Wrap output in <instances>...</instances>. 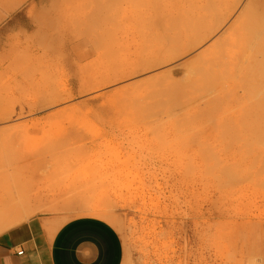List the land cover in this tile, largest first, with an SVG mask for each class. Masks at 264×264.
<instances>
[{
    "label": "rangeland",
    "instance_id": "rangeland-1",
    "mask_svg": "<svg viewBox=\"0 0 264 264\" xmlns=\"http://www.w3.org/2000/svg\"><path fill=\"white\" fill-rule=\"evenodd\" d=\"M209 1L27 0L6 17L0 204L22 202V224L42 218L50 237L75 218L108 220L124 264H264V22L253 13L230 31L250 0ZM62 3L89 34L28 39Z\"/></svg>",
    "mask_w": 264,
    "mask_h": 264
},
{
    "label": "crops",
    "instance_id": "crops-1",
    "mask_svg": "<svg viewBox=\"0 0 264 264\" xmlns=\"http://www.w3.org/2000/svg\"><path fill=\"white\" fill-rule=\"evenodd\" d=\"M47 223L33 219L0 236V264H124L121 236L107 221L75 218L52 237Z\"/></svg>",
    "mask_w": 264,
    "mask_h": 264
},
{
    "label": "bare ground",
    "instance_id": "bare-ground-1",
    "mask_svg": "<svg viewBox=\"0 0 264 264\" xmlns=\"http://www.w3.org/2000/svg\"><path fill=\"white\" fill-rule=\"evenodd\" d=\"M25 1H27V0H0V23L6 18V17H8L13 11H15L16 9H18V7L19 6H21V4L22 3H24ZM71 1V3H72V0H70ZM75 1V0H74ZM79 2L81 1V3H82V1H84L85 3H83V4H86L87 5V2L89 1V0H78ZM189 1V0H188ZM198 1V0H197ZM209 1V0H208ZM211 1V0H210ZM209 1V2H210ZM218 1V0H217ZM234 1V0H233ZM239 1V0H238ZM196 2V1H195ZM200 2V1H199ZM205 2V1H204ZM221 1H219V3H220ZM227 2V1H226ZM235 2H237V0L235 1ZM240 2V1H239ZM186 3H187V1H186ZM201 3H203V2H201ZM238 3V2H237ZM66 5L68 4V3H65ZM65 4H64V6H65ZM69 4H70V2H69ZM83 4H80L81 5V7L83 8V7H85L86 5H83ZM188 4H190V3H188ZM193 4V6L195 5V3H192ZM197 4V3H196ZM239 4V3H238ZM237 4V5H238ZM191 5V4H190ZM203 5V4H202ZM205 5V4H204ZM207 5V4H206ZM211 5V4H210ZM210 5H208V7L207 8H209L210 7ZM217 5H218V2H217ZM237 5H235V10H236V6ZM62 6H63V3H62V5H60V8L59 9H57L55 12H54V15H53V17H51V20H50V18L49 17H47V16H43L42 18H40L39 16H40V14H39V16L37 15L36 17H34V18H36V20L34 21V26L37 28V31L35 32V34L33 35V36H30V37H27L28 39H34V40H44V39H52L53 41H57L58 39H72L71 37H73V39L74 40H77L76 38H80L79 36H81V35H78L77 33L82 29L83 31H82V33H83V35H84V33H85V36H86V34L88 33V32H85V30L80 26L79 27V25H81V24H77L76 26L77 27H79L80 29H78V31L75 29V18L72 16V18H71V15L69 14V16H67V13H66V15H65V12H69V11H67L66 9V11L64 10V14H63V8H62ZM192 6V5H191ZM197 6V5H196ZM221 6V5H220ZM67 6H65L64 8H66ZM81 7H80V9H81ZM190 7V6H189ZM232 7H233V5H232ZM231 7V8H232ZM197 8V7H196ZM212 8V7H211ZM194 9H195V7H194ZM198 9V8H197ZM216 9V8H215ZM229 9V8H228ZM233 9V8H232ZM187 9H185V11H186ZM199 10V9H198ZM203 10V9H202ZM208 10V9H207ZM210 10V9H209ZM214 10V9H213ZM212 10V11H213ZM217 10H219V12H221L220 11V9H217ZM230 10V9H229ZM243 10H245V11H241L242 13L240 14V16H238L237 18H236V20H234L233 21V23H232V25H231V27L229 28V30L230 31H233V29H234V27L236 26V25H240V23H242L243 21V19L245 20H249V18L250 17H254V20H253V18H251L252 19V21L255 23L256 22V24H257V26H259V22L257 23V21L259 20V21H262V22H264L263 20L264 19H262V18H259V17H264V0H250V2L248 3V5L246 6V8L244 9L243 8ZM255 10H259L258 11V15H260L259 17L258 16H256L257 14H255ZM262 10V11H261ZM1 11H3L2 13H1ZM188 11V10H187ZM194 11V10H193ZM206 10H204V12H205ZM215 11V10H214ZM183 12V11H182ZM201 12V11H200ZM209 12V11H208ZM211 12V11H210ZM209 12V13H210ZM261 12H262V15H261ZM181 13V12H180ZM179 13V14H180ZM185 13V12H184ZM191 12H189V14H190ZM216 13H218V12H216ZM254 13V15H252ZM183 14V13H182ZM181 14V15H182ZM194 14H195V12H194ZM208 14V13H207ZM215 14V13H214ZM214 14H213V16H214ZM222 14V13H221ZM230 14V13H229ZM43 14H41V16H42ZM187 15V14H186ZM198 15V14H197ZM228 15V14H227ZM252 15V16H251ZM76 16H77V14H76ZM206 16V15H205ZM210 16V15H209ZM211 16H212V14H211ZM212 16V17H213ZM231 15H228V18L230 17ZM255 16L257 17L256 18V20H255ZM37 17H39V18H37ZM71 19H70V18ZM179 17H180V15H179ZM190 17V16H189ZM198 17H200V16H198ZM208 17V16H207ZM219 17H221V16H219ZM48 18V19H47ZM54 18H55V20H58L59 21V25H57V28L55 27L54 28V23H52L53 22V20H54ZM173 18V17H172ZM181 18H183V17H181ZM187 18V16L185 17V19ZM204 18V17H203ZM74 19V20H73ZM190 19V18H189ZM191 19H192V16H191ZM190 19V20H191ZM194 19V18H193ZM200 19H201V17H200ZM199 19V20H200ZM227 19V18H226ZM250 19V20H251ZM44 20H47V22H45L44 24H42V21H44ZM174 20V19H173ZM178 20V19H177ZM181 20V19H180ZM187 20V19H186ZM185 20V21H186ZM198 20V22H200ZM205 20V19H204ZM210 19H207V22L209 21ZM229 20V19H228ZM245 20V21H246ZM172 21V20H171ZM202 21H203V19H202ZM212 20H210V22H211ZM218 21V20H217ZM226 21V20H225ZM77 22V21H76ZM175 22H176V19H175ZM177 22H179V21H177ZM192 22H193V20H192ZM213 22V21H212ZM223 22V21H222ZM71 23H73L74 25L72 26V25H70L69 26V24H71ZM202 23V22H201ZM205 23H206V20H205ZM204 23V24H205ZM214 23H216L215 21H214ZM214 23H213V25H214ZM246 23V22H245ZM179 24V23H178ZM200 24V23H199ZM203 24V23H202ZM210 24V23H209ZM212 24V23H211ZM247 24V23H246ZM252 24V23H251ZM251 24H247L248 25V27L251 25ZM263 26H262V25ZM183 25V24H182ZM188 25V24H187ZM197 25H198V23H197ZM254 25V24H253ZM173 26V25H172ZM189 26V25H188ZM191 26H192V23H191ZM194 26V25H193ZM201 26V25H200ZM199 26V27H200ZM218 26V25H217ZM243 26V25H242ZM255 26V25H254ZM262 26V27H261ZM67 27H69V28H67ZM71 27V28H70ZM72 27H74V32L75 31H77V33L75 32H73V31H71V30H73V28ZM164 27V26H163ZM175 27V26H174ZM183 27H184V25H183ZM195 27V26H194ZM205 27V26H204ZM210 27V26H209ZM214 27V26H213ZM222 27V26H221ZM236 27H238V26H236ZM261 29L264 27V23H261L260 22V26H259ZM165 28V27H164ZM197 28V27H196ZM195 28V29H196ZM208 28V27H207ZM220 28V27H219ZM254 28V27H253ZM255 28H256V26H255ZM69 29V30H68ZM71 29V30H70ZM172 29V28H171ZM252 29V28H251ZM168 30V29H167ZM175 30H177V29H175ZM181 30V29H180ZM185 30H186V27H185ZM187 30H189V29H187ZM194 29H192V31H193ZM200 30V29H199ZM208 30V29H207ZM214 31H216L215 30V27H214V29H213ZM245 30V29H244ZM254 30V29H253ZM258 30H259V28H258ZM263 30V29H262ZM169 31V30H168ZM201 31V30H200ZM199 31V33L200 34H198L197 33V31H196V34L197 35H199L198 37L197 36H195L196 37V39H195V41H193V42H189V45H190V43H191V46H194V49L195 48H197L198 46H201L204 42L203 41H205V39L203 38V36L201 37L200 35H202L201 34V32ZM217 31H218V29H217ZM236 31V30H235ZM246 31V30H245ZM170 32V31H169ZM168 32V33H169ZM188 32V31H187ZM210 32H212L211 34H214L215 32H213L212 30L210 31ZM210 32H208V33H210ZM227 32H228V30H227ZM249 32V31H248ZM81 32H80V34H82ZM165 33V32H164ZM164 33H162L163 35H164ZM177 33V32H176ZM206 33V32H205ZM205 33H203V35H205ZM229 33V32H228ZM237 33V32H236ZM73 34L74 35H78V36H73ZM89 34V33H88ZM175 34V33H174ZM181 34V33H180ZM185 34V33H184ZM189 34V33H188ZM195 34V35H196ZM247 34V33H246ZM262 34V32L260 33V35ZM26 35V34H25ZM167 36L169 35V34H166ZM170 35H171V33H170ZM169 35V36H170ZM176 35V34H175ZM208 34H206V36H207ZM248 35V34H247ZM263 35V36H262ZM261 36H262V38L264 37V30H263V34H262ZM88 36V35H87ZM180 36V35H179ZM184 36V35H183ZM194 36V35H193ZM206 36H204V37H206ZM211 36V35H210ZM251 36V35H250ZM82 37V36H81ZM185 37H187V36H185ZM238 37V36H237ZM248 37V36H247ZM163 38H164V36H163ZM167 38V37H166ZM201 40V39H203V40H199V39ZM209 37L207 36V39H208ZM249 38V37H248ZM81 39V38H80ZM79 39V40H80ZM161 39V38H160ZM165 39V38H164ZM175 39V38H174ZM177 39H178V36H177ZM207 39H206V41H207ZM264 39V38H263ZM158 40V39H157ZM156 40V41H157ZM176 40V39H175ZM174 40V41H175ZM182 40V39H181ZM184 40V39H183ZM186 40V39H185ZM190 39H188V41H189ZM221 40H223V39H221ZM249 40V39H248ZM247 40V41H248ZM46 42H47V40H45ZM44 41V42H45ZM161 41V40H160ZM165 41H166V39H165ZM173 41V40H172ZM174 41L172 42V44L174 43ZM187 41V42H188ZM217 41L220 43V44H218V45H220V47L223 45V46H225V42L222 44L221 42L222 41H219V40H217L216 39V43H217ZM253 41V40H252ZM262 41V40H261ZM41 42V41H40ZM75 42V41H74ZM77 42V41H76ZM176 42V41H175ZM185 42V41H184ZM203 42V43H202ZM228 42V41H227ZM238 42V41H237ZM258 42H260L259 40H258ZM264 42V41H263ZM155 42H153V44H154ZM160 43H162V42H160ZM167 43V42H166ZM170 43V42H169ZM186 43V42H185ZM185 43H184V45H185ZM215 43V42H214ZM213 43V44H214ZM247 43H249V42H247ZM246 43V44H247ZM261 43V42H260ZM259 43V44H260ZM74 44V43H73ZM152 44V45H153ZM157 44H159V43H157ZM164 44V43H163ZM162 44V45H163ZM179 44V43H178ZM213 44H212V46H213ZM222 44V45H221ZM252 44V43H251ZM259 44L257 43L256 44V47H255V49L257 48V51L259 50V52H260V50H261V47H262V45L259 47ZM262 44V43H261ZM180 45H182L183 46V44H179V46ZM187 45V44H186ZM214 45H216V44H214ZM241 45V44H240ZM164 46V45H163ZM169 46H170V44H169ZM172 46V45H171ZM210 47V49H207V50H205V51H202V53L200 54V57H199V55H198V57L199 58H201V56H203V54H205L206 52H209L208 50H211L213 47ZM258 46V47H257ZM167 47V46H166ZM175 47V46H174ZM174 47H173V49H174ZM177 47V46H176ZM216 47H218V46H216ZM227 47V46H226ZM234 47V46H233ZM248 47V46H247ZM20 48H22L23 49V47H20ZM144 48V47H143ZM145 48H146V46H145ZM147 48H149L148 46H147ZM150 48H152V47H150ZM149 48V49H150ZM156 48V47H155ZM162 48V47H161ZM165 48V47H164ZM185 48V47H184ZM187 48V47H186ZM253 48V47H252ZM260 48V49H259ZM15 49V48H14ZM14 49H13V51H14ZM168 49V48H167ZM178 49V48H177ZM192 49V48H191ZM216 49V48H215ZM225 49V48H224ZM254 49V51H256ZM23 50H25V49H23ZM26 50H28V52L29 53H33L34 54V56H35V58L38 56H36L35 54H39V56H41L40 54L41 53H38L37 51H35V50H30V49H27L26 48ZM49 50H51V48L49 49ZM153 49H151V51H152ZM159 50H160V48H159ZM164 50V49H163ZM188 50V49H187ZM241 50V49H240ZM239 50V51H240ZM248 50V49H247ZM11 51V50H10ZM145 51V50H144ZM144 51H143V54H144ZM150 51V50H149ZM154 51V50H153ZM160 51H162V50H160ZM254 52V54L255 53H259V52ZM21 52H23L24 53V51H22L21 50ZM27 52V51H26ZM27 52V53H28ZM168 52H170V51H168ZM168 52H166L165 51V53H168ZM179 52H180V49H179ZM182 52V51H181ZM219 52V51H218ZM223 52V51H222ZM222 52H221V54H222ZM235 52H236V50H235ZM249 52V51H248ZM247 51H246V53H248ZM7 53V52H6ZM10 53V52H9ZM19 53V52H18ZM28 53V54H29ZM147 53V52H146ZM146 53H145V58L147 57L146 56ZM155 53H156V51H155ZM216 53V52H215ZM252 53V52H251ZM251 53H248L247 54V56L248 55H250V57L249 58H252V54ZM161 53H159V55H160ZM170 54V53H169ZM262 54V53H261ZM14 55H15V53H14ZM13 55V53H12V57L14 56ZM32 54H30V56H31ZM147 55H148V53H147ZM152 55V54H151ZM156 55H157V53H156ZM174 55V54H173ZM175 55L177 56V51L175 52ZM182 55V54H181ZM246 55V54H245ZM263 55V54H262ZM5 56H7V55H5ZM45 56V55H44ZM168 56V55H167ZM216 56H217V53H216ZM225 56V55H224ZM257 56H259V55H257ZM42 57H43V54H42ZM41 57V58H42ZM141 58H139V59H142L143 60V55L142 56H140ZM150 57V56H149ZM171 57V56H170ZM170 57H168V58H170ZM174 57V56H173ZM1 58V57H0ZM20 58V57H19ZM39 58V57H38ZM144 58V59H145ZM148 58V57H147ZM151 58H153V56L151 57ZM160 58V57H159ZM162 58V57H161ZM178 58H180V57H178ZM214 58V60H215V57H213ZM221 58V57H220ZM238 58V57H237ZM248 57L247 58H245L244 57V59H249ZM257 58V57H256ZM12 59H15V60H12V61H17V63H18V58L16 59V56H14ZM37 59V58H36ZM153 59H155V58H153ZM162 59H164V58H162ZM223 59V58H222ZM234 59V58H233ZM8 60H10L9 58H8ZM65 60V59H64ZM151 60V59H150ZM165 60V59H164ZM195 60L197 61V59L195 58ZM201 60V59H200ZM242 60V59H241ZM20 61H21V58H20ZM19 61V62H20ZM22 61H24V60H22ZM146 61V60H145ZM144 61V62H145ZM153 61V60H152ZM157 61H159L158 60V58H157ZM168 61V60H167ZM194 61V60H193ZM238 61H240V60H238ZM238 61H233L235 64H238V63H236V62H238ZM251 60L249 59V60H247L246 61V63H245V61H243V63L242 64H244V66L243 65H241L242 66V68L243 69H245V67L247 66V64H248V62H250ZM5 62H7V61H0V69L2 68V67H4V65L5 66H7L8 64H5ZM11 62V61H10ZM9 62V63H10ZM142 62V61H141ZM164 62V61H163ZM198 62H200V61H198ZM202 62V61H201ZM204 62V61H203ZM214 62V61H213ZM212 62V63H213ZM217 62H219V61H217ZM225 62H226V60H225ZM258 62V61H257ZM15 63V66H16V62H14ZM24 63V62H23ZM140 63V62H139ZM138 63V64H139ZM154 63V62H153ZM168 63V62H167ZM171 63V62H170ZM169 63V64H170ZM195 63H197V62H194V65H195ZM50 64H52V63H50ZM54 64V63H53ZM141 64V63H140ZM147 64V67H149V69H151L152 70V66L150 65L151 64V62H149L148 61V63H146ZM145 64V65H146ZM150 66H149V65ZM157 64V63H156ZM206 64V63H205ZM215 64V63H214ZM221 64V63H220ZM225 64V63H224ZM12 65H13V63H12ZM11 65V66H12ZM191 65V64H190ZM192 65H193V63H192ZM234 65V64H233ZM253 65H254V63H253ZM20 66H21V64H20ZM140 66H143L142 64L140 65ZM154 66H155V64H154ZM182 66V65H181ZM180 66V67H181ZM189 66V65H188ZM236 65H234V67H235ZM238 66V65H237ZM236 66V67H237ZM14 67V66H13ZM12 67V68H13ZM21 67H23V66H21ZM146 67V66H145ZM146 67V68H147ZM231 67H232V65H231ZM239 67H240V65H239ZM238 67V68H239ZM16 68V67H15ZM160 68V67H159ZM173 68V67H172ZM175 68V67H174ZM233 68V67H232ZM238 68H237V70H238ZM241 67H240V70L242 69ZM250 68V67H249ZM255 68V67H254ZM195 69V68H194ZM198 69V68H197ZM201 69V68H200ZM234 69V68H233ZM63 70V69H62ZM145 70H147V72H149V70L148 69H145ZM1 71V70H0ZM4 71H7V70H3V72ZM194 71V70H193ZM247 71V70H246ZM61 72H63V71H61ZM144 72H146V71H144ZM168 72V71H167ZM227 72V71H226ZM200 73V72H199ZM207 73H209V72H207ZM223 73V72H222ZM1 74V73H0ZM168 74V73H167ZM167 74H165L166 76H168ZM193 76V75H192ZM162 77H164L163 75H162ZM161 77V78H162ZM194 77V76H193ZM168 78V77H167ZM163 79V78H162ZM169 79V78H168ZM167 79V80H168ZM172 79V78H171ZM194 79V78H193ZM198 79V78H197ZM166 79H164L163 81H165ZM174 80V79H173ZM179 80V79H178ZM189 80H191V79H189ZM195 80H196V77H195ZM200 80V79H199ZM192 81V80H191ZM168 82V81H167ZM179 82V81H178ZM198 82V81H197ZM169 83V82H168ZM175 83V82H174ZM173 83V84H174ZM167 84V83H166ZM165 84V85H166ZM171 84V83H170ZM176 84V83H175ZM178 84V83H177ZM176 84V85H177ZM168 85V84H167ZM171 86V85H170ZM50 88H52V87H50ZM55 88V87H54ZM172 88V86L170 87V89ZM175 88H176V86H175ZM174 88V89H175ZM178 88V87H177ZM74 89H75V87H74ZM169 89V88H168ZM48 90H49V88H48ZM45 91V90H44ZM52 92V91H51ZM70 95V94H69ZM47 96V95H46ZM53 97H55V96H53ZM71 97V96H70ZM52 98V97H51ZM60 100H62L61 98H59ZM64 99V98H63ZM60 100H59V102H60ZM66 100V99H65ZM54 101V100H53ZM55 101H58L57 99H55ZM53 103V102H52ZM54 103H56V102H54ZM53 103V104H54ZM58 103V102H57ZM2 201V200H1ZM33 201L36 203V198H34L33 199ZM43 201V200H42ZM28 204H30V203H28ZM27 204V205H28ZM31 205V204H30ZM24 206V204L22 203V202H18V201H12L11 203L10 202H4V201H2V204H0V213H2L3 212V210H6V214L5 215H0V225L1 226H6V227H10V226H14V225H20V224H22L24 221H27V219H28V217L30 216V214H32L33 215V212L31 211V210H27V215L26 216H22L21 214H20V211H17V210H20V208L21 207H23ZM31 207H33V205H31ZM92 210V209H91ZM17 211V213L16 214H13V212H16ZM29 211H31V212H29ZM34 211V210H33ZM88 211V210H87ZM95 211H97V209L95 210ZM28 212H29V214H28ZM86 212V211H85ZM99 212V211H98ZM98 212H95V214L96 213H98ZM85 214H92V213H90V211H89V213L87 212V213H85ZM108 221V220H107ZM112 223V222H111ZM54 234L52 233V235L51 236H53Z\"/></svg>",
    "mask_w": 264,
    "mask_h": 264
},
{
    "label": "built area",
    "instance_id": "built-area-1",
    "mask_svg": "<svg viewBox=\"0 0 264 264\" xmlns=\"http://www.w3.org/2000/svg\"><path fill=\"white\" fill-rule=\"evenodd\" d=\"M23 252H19V255H21Z\"/></svg>",
    "mask_w": 264,
    "mask_h": 264
}]
</instances>
